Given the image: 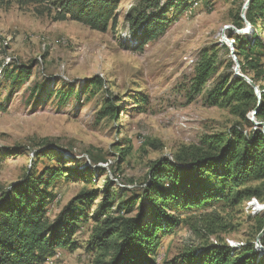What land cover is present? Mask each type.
<instances>
[{
    "label": "rangeland",
    "instance_id": "374dc122",
    "mask_svg": "<svg viewBox=\"0 0 264 264\" xmlns=\"http://www.w3.org/2000/svg\"><path fill=\"white\" fill-rule=\"evenodd\" d=\"M62 1L0 0V196L34 171L46 184L50 181V220L73 200L84 215L72 245L58 247L43 264H96L103 257L89 242L98 227L94 211L100 198L76 201L81 193L98 189L103 195L110 186L118 211L120 201H134L146 188L155 162H175L177 154L202 147L211 135L227 134L236 126L246 135L264 133V119L254 114L260 102L243 123L207 98L221 81L240 77L261 100L264 44L251 54L258 65L252 69L238 41L247 35L253 43L256 34L264 43V31L247 19L253 0H120L116 25L105 31L71 16L57 20ZM138 11L148 17L162 14L166 24L145 44L144 26L133 29L129 20ZM208 62L213 69L207 84L194 89L198 68ZM12 68L15 73L18 68L31 71L19 87L5 77ZM53 150L63 152L68 162L41 155ZM61 167L65 175L50 180L48 168ZM68 167L88 168L89 178L66 176ZM246 190L250 196L240 203L178 210L182 223L160 233L153 257L159 264H178L186 252L221 244L239 249L252 243L260 252L264 177ZM135 201L131 215L138 212ZM205 213L222 224L206 228V220L200 219Z\"/></svg>",
    "mask_w": 264,
    "mask_h": 264
},
{
    "label": "trees",
    "instance_id": "16d2710c",
    "mask_svg": "<svg viewBox=\"0 0 264 264\" xmlns=\"http://www.w3.org/2000/svg\"><path fill=\"white\" fill-rule=\"evenodd\" d=\"M119 1L63 0L56 19L65 20L71 16L95 30L105 31L111 23L116 25ZM247 19L254 28L264 31V0L251 2ZM129 20L133 29L144 26L142 44L158 37L166 27L162 14L148 17L144 11H138L132 13ZM237 24L244 26L241 18ZM242 39L243 42L238 41L240 54L247 60L245 64L256 68L258 65L254 64L251 56L263 48L264 43L256 34L253 43L247 35ZM18 69L19 73H15V68L6 70L5 77L15 87L21 86L31 74L28 68ZM212 69L210 62L200 65L193 79L194 89L201 90L207 84ZM62 96L64 99L65 95ZM207 98L211 105L228 108L243 123L249 122L247 114L260 102L257 116L264 119V92L259 101L254 88L240 77L232 82L221 81L207 92ZM112 108L117 116L115 105ZM17 150L12 152L18 154ZM41 155L51 159L55 156L60 164L68 162L63 152L44 151ZM62 170V167L48 168L50 180L65 175ZM89 172L88 168L68 167L66 176L89 178ZM262 177L264 133L256 131L246 135L236 126L227 134L211 135L202 147L177 154L175 162L168 158L155 162L149 174V184L135 198L139 207L133 215L135 200L120 201L118 211L113 209L117 203L115 194L110 193V186L106 187L103 195L97 193L98 189H93L81 193L76 201L90 203L100 198L94 211V216L99 218L98 227L89 242L90 248L103 257L96 264H159L153 257L156 256L159 235L171 232L182 223L176 215L178 210H198L209 204L223 203L226 206L240 203L250 196L246 187ZM49 183L46 184L43 177L35 176L34 171L0 196V264H43L47 256L56 253L58 247L72 245L77 222L84 213L77 211L73 200L51 221L46 210L50 197L47 191ZM207 214L200 216L201 220H206V228L222 224V219L211 218ZM263 229L264 221L260 232ZM200 249L198 253L196 250L184 253L178 264H264V254L258 252L252 243L239 249L224 244Z\"/></svg>",
    "mask_w": 264,
    "mask_h": 264
},
{
    "label": "water",
    "instance_id": "95a60500",
    "mask_svg": "<svg viewBox=\"0 0 264 264\" xmlns=\"http://www.w3.org/2000/svg\"><path fill=\"white\" fill-rule=\"evenodd\" d=\"M250 30H251V29H249V28L246 29V31H248V32H249ZM245 79H246L247 81H249L250 83H252V81H251L250 79H248V78H245ZM256 112H257V110L254 111V114H256ZM262 234H264V230H263V233H262ZM260 250H261L260 253H264V248H263V247H261Z\"/></svg>",
    "mask_w": 264,
    "mask_h": 264
}]
</instances>
